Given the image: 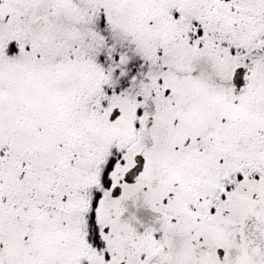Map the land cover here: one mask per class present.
<instances>
[{"label":"snow or ice","instance_id":"snow-or-ice-1","mask_svg":"<svg viewBox=\"0 0 264 264\" xmlns=\"http://www.w3.org/2000/svg\"><path fill=\"white\" fill-rule=\"evenodd\" d=\"M0 264H264V0H0Z\"/></svg>","mask_w":264,"mask_h":264}]
</instances>
